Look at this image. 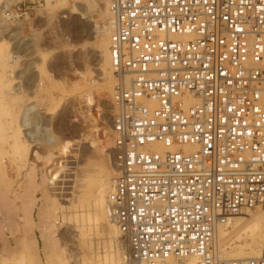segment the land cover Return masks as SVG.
<instances>
[{
  "label": "built area",
  "instance_id": "built-area-1",
  "mask_svg": "<svg viewBox=\"0 0 264 264\" xmlns=\"http://www.w3.org/2000/svg\"><path fill=\"white\" fill-rule=\"evenodd\" d=\"M126 264L227 260L215 237L264 211V0H107ZM11 16V13L8 17Z\"/></svg>",
  "mask_w": 264,
  "mask_h": 264
},
{
  "label": "rangeland",
  "instance_id": "rangeland-1",
  "mask_svg": "<svg viewBox=\"0 0 264 264\" xmlns=\"http://www.w3.org/2000/svg\"><path fill=\"white\" fill-rule=\"evenodd\" d=\"M105 8L106 0H8L0 2V136L2 139L0 165L5 170L6 178L12 182L13 188L17 187L27 171L29 148L36 146L34 151L38 152L41 157L53 155L61 158L58 146L63 141H70L74 144L69 157L72 164H68L64 175L74 174L71 177L74 179L75 173H79L78 179L93 177L99 181L101 172H107L113 181L112 157L107 161H102L97 150L102 140H108L105 134L102 136L101 131L111 132L113 138L111 130L113 128L111 124L112 89L110 88L107 92L102 91V85L107 84V80L98 81L96 67L92 60L95 43L90 38L98 35L97 32L102 24L108 22L107 18L101 20L95 16L98 9ZM71 9H74L76 13L73 17L79 20L74 26V21L68 18ZM10 13L11 16L8 17ZM109 40L110 37L108 43ZM72 44L76 45L80 51L83 50L89 54L86 68L70 62L69 54L73 51ZM109 71L111 72L110 68ZM89 94L94 100L90 109L84 103ZM55 135L56 138H54ZM90 135L95 136L93 139L96 144L93 146L89 140L86 145L90 147V151L84 152L83 137H91ZM30 138L34 141L31 145L28 143ZM13 140L16 142L14 143ZM22 141L26 144L24 153L21 155L14 153L12 146L17 145V142L18 145H22ZM43 166L42 160L39 161V169H43ZM37 197L39 200L42 198L40 192L37 193ZM77 205L76 203L73 207L64 210V217L69 218L68 223L70 224L65 221L60 224L63 232L72 229L77 237L74 241L59 240V250L62 252L63 261L62 263L55 261L52 264H80L82 262L83 264H88V262L89 264H103L101 260L103 252L106 257H110L111 264H116L117 247L113 242L107 243V228L101 224L96 233H88L89 228L85 223H88L89 218L83 217L81 219L83 223H80L76 217ZM252 213L246 212L244 215L236 216L231 220L230 225L220 232L224 235L218 238V242L225 258L246 255L245 259H248L261 256L263 238L262 236L257 238V235L254 236L251 231L257 232L258 235L264 233V213ZM251 215L249 228L243 227L235 233L241 221ZM3 229L5 232L3 230L0 232V264H49L43 255L41 237L37 229L33 231V242L37 244L34 254L28 251H21L17 254L8 253L17 251L16 239L19 234L12 235L6 231L5 227ZM86 236L90 238V242ZM127 248L126 240L125 247L119 249V252L121 250L126 252V261ZM126 261L123 264H126ZM106 264L109 263L106 261Z\"/></svg>",
  "mask_w": 264,
  "mask_h": 264
},
{
  "label": "bare ground",
  "instance_id": "bare-ground-1",
  "mask_svg": "<svg viewBox=\"0 0 264 264\" xmlns=\"http://www.w3.org/2000/svg\"><path fill=\"white\" fill-rule=\"evenodd\" d=\"M5 1L8 0H0V2H5ZM98 10L95 12V16L99 17L101 20L107 18L108 22L107 23L105 22L106 24H102L99 32H97L99 33L98 35L90 37L92 38L91 40H93V42L95 43V49L92 54V58H93L92 60L94 61L93 64L96 67L98 81L101 82L103 79L107 80V84L102 85L103 86L102 91L107 92L108 90L110 91V88L112 89L113 86L112 72L109 71V68L111 69V67L109 63L110 57H109L108 39L111 34V27H110V15L107 6V0H106V8L100 11ZM74 14H76L74 9L73 10L71 9V12L69 11L68 14V18L70 20L72 19V21H74L75 23V24L73 23V26L76 25V23L79 21L78 18L75 19L73 17ZM92 31H90V33ZM72 50L73 51L70 52L69 54L71 58L70 62H72V64L74 65L80 64V66L82 65L84 68H86L88 65L89 54L83 50L80 51L78 48H76V45L73 44H72ZM108 80H110L111 86H110V82L108 83ZM111 95H112V90H111ZM93 101L94 100L92 99V95L89 94L86 96L84 103H86V106L89 107L90 109L91 104L94 103ZM111 124H112V117H111ZM101 132H102L101 133L102 136H104L105 134L106 137H108V140H102L100 142L101 145L98 147L97 150L99 151L102 157V161H107L108 158L112 157L111 166H112V173L115 178L118 172L113 157L114 138L111 137L110 134L111 132L109 133L108 131H104V130ZM90 136L91 137H85V138L83 137L82 146H85L84 152L90 151V147L86 145L88 144L89 140L92 142L93 146H95L96 144L95 139H93L95 138V136L93 135ZM50 138L52 139V137ZM54 138H56V135L54 136ZM13 142L15 143L16 141L13 140ZM28 143H30V145L33 144L34 143L33 139L31 138L28 139ZM59 144L60 146L58 145L57 146L61 158L55 157L53 155L47 157H41L38 152L34 151V148L36 146L33 147L32 149L29 148V152H30V153L28 152L29 159H27L28 168L26 173L23 175L22 180L17 184L16 188L15 187L13 188V186H11L12 182L8 178H6V174L4 172L5 170L0 165V232L2 230L3 232H5L3 229V227H5L6 231L10 232L12 235L19 234L17 235L18 239H16L18 245V248L16 249L17 251L12 252L9 251L10 250L9 249L8 250L9 252L8 251L7 252L10 254L13 253L17 254L20 253L21 251H28L32 254L36 253L37 244L35 245V243L33 242L34 241L33 231L34 229H37L41 237L42 248L44 253L43 255L45 256L46 261L49 264H52L55 261L62 263L63 258H62V252L61 250H59L60 249L59 240L74 241V238L76 239L77 235L74 234V231L72 229L63 232V229L61 228L60 224H63L64 221L67 222V224H70L68 223L69 218L64 217L65 216L64 210L73 207V205L77 203L78 205L76 208H78V210L76 217L78 218V220H80V223L81 222L83 223V221H81L83 217L89 218L88 223L85 224H87L86 226L89 228L88 233L91 234L96 233L98 231L99 225L104 224V226L107 228L108 231L107 233L108 235L106 236L107 243L113 242L114 244H116L117 247V250L116 249L115 250L119 255L117 254L116 256L117 258L115 257L116 258L115 262L116 264H123L126 261L125 258L126 252L122 250L121 252H119V249L125 247L126 239L122 234L119 233L117 226L110 220L108 216L107 197L111 190V186L113 182L110 177V174L107 172L106 173L101 172V180L99 181H96L95 179H93V177L78 179L79 173L77 174L75 173L74 179H71V177L74 174L69 173L64 175L65 169L67 168L68 164L69 165L72 164V161H70L69 157L72 150L71 147L74 144H72V142L70 141H63L62 143L60 142ZM1 145H2V139L0 136V147ZM22 145H18L17 142V145L15 144V146H12L14 153L20 155L24 153V148H25L24 145L26 144L22 141ZM38 160L39 161L42 160L44 165L43 169L42 168L39 169ZM76 169L78 170V168ZM88 171L90 172V170ZM70 190H72V192H69ZM38 192H40L42 195V198L40 200L37 197ZM262 213H264V211L258 210L253 212L252 214H262ZM244 214L245 213L241 215ZM251 219H252V215L248 216L247 219L241 221L240 226L238 227L235 233H238L240 229H243V227L248 229L249 228L248 224L249 221H251ZM80 223L78 225H80ZM224 229L225 228L220 229V231L215 237L216 247L219 251L218 253H220L221 256L223 255L221 251V246L218 242V238L224 235L223 233L222 234L220 233ZM251 232L252 234H254V236L257 235V238L262 236L264 241V233L258 235L256 234L257 232H254L253 230ZM87 238L88 241L90 242V238L89 237ZM104 253L105 252H103L101 255L102 257L101 260H103V264H106V261L109 264H111L110 257L108 256L106 257ZM249 255L251 256V254ZM245 256L246 255H242L239 257H231L229 259L225 258L224 256L223 257L227 260H243L246 258ZM261 257H264V244H263L261 256L258 258ZM127 259H128V255H127ZM80 264H83V262Z\"/></svg>",
  "mask_w": 264,
  "mask_h": 264
}]
</instances>
